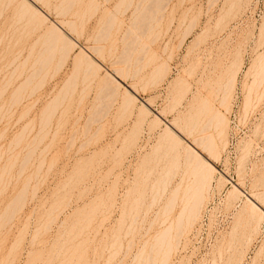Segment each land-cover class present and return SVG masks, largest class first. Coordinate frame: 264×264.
Wrapping results in <instances>:
<instances>
[{
  "label": "rangeland",
  "instance_id": "obj_1",
  "mask_svg": "<svg viewBox=\"0 0 264 264\" xmlns=\"http://www.w3.org/2000/svg\"><path fill=\"white\" fill-rule=\"evenodd\" d=\"M17 1L11 4L7 0H0V95L3 91L0 96V109H3L0 113V264H138L134 263L137 261L134 258L143 243L159 230L156 224L148 231V221L154 219L153 215L158 209V206L149 209L152 185L155 179H161L165 169L171 165L169 163H173L170 157L177 152L171 153L169 143L162 142L166 135L163 130L167 123L176 121L180 124L177 120L186 115L189 105L202 93L216 107L213 106L214 109L227 117L223 138L225 145L223 148L219 146L220 156L215 158L216 161L207 151L202 154L210 159L217 172L199 217L183 234L180 244H176L168 264H264V220L258 231H254L257 215L249 213L246 200V197H250L264 211V81L261 80L262 73L257 70L259 62L256 58L264 55V0H169L162 20L142 18V23L134 19L137 0H132L135 3H131V7L128 5L129 9H126L127 4L119 5L122 0H75L78 4L74 7L73 1L74 8L70 12L68 9L71 5L68 3L72 0L61 8L62 4L57 5L58 1L63 0H43L49 3L48 7L43 1ZM32 1L50 16L49 22L41 24L42 28L38 25L41 18L35 16L39 20L35 23L33 20L36 19L30 13ZM18 4H26L30 10L24 11L23 6L18 7ZM54 6L63 14L68 10V15H57L58 10L54 11ZM19 8L25 20L23 16L19 18ZM26 12L33 15L28 20L34 22L35 28L38 25L37 29L26 20ZM62 21L69 25L71 21L75 23L76 36L70 33L72 27L66 23L70 31ZM58 23L64 26L66 32L70 31L68 33L78 41L80 47L92 55L97 52L93 58L95 56L94 60L102 64V69L97 71V75L89 73V77L88 72L85 73L86 66L77 65L72 59L81 53L79 48L70 52L66 63L61 60L65 63L63 67L59 65L61 61L58 62L61 58L59 53H53L55 59L49 64L50 69L44 70L45 78L43 72L40 75L43 81L40 78L33 80L26 92L21 93V101H17L18 97L15 99L13 92L25 82L31 67L33 70L37 66H33L32 62L38 59L35 58L39 56L36 53L38 49H44L39 40L48 32L50 34L53 24ZM108 26L112 29H106ZM192 27L194 29L188 35L187 29ZM134 28L138 32L139 29L141 32L145 30L144 34L140 32L132 36L127 30ZM134 37H139L134 42L135 46L141 41L137 49L130 45ZM32 45L36 47L32 49ZM128 46L134 48V51L130 50L131 53L136 51L132 55L137 62H132L135 61L133 57L130 60L134 65L121 64V60L126 59L123 50H129ZM96 47H100V53L95 52ZM29 54L35 55L34 61ZM117 56L123 59L118 57L121 59L119 61ZM138 57L142 61L137 60ZM29 62L32 66H29ZM138 62L142 68L145 64V68H139L136 77L133 73L139 67ZM21 63L23 67L19 65ZM58 65L62 67L60 70ZM123 65L132 68L127 70V75L123 72L124 83H121L122 87L119 86L120 95L117 93V97L111 100L107 93L112 92H106L103 88V78H106V72L113 73L121 68L125 70ZM161 66L163 73H153ZM234 72L236 78L227 111L220 105L223 94L220 88L223 84L219 83H225L226 78L228 80L232 75L234 77ZM257 73H261V87L255 80H259ZM19 74L22 76L19 77ZM253 74H257L256 77ZM11 75L13 77L10 78ZM75 75L77 78L73 79ZM68 80L76 81L75 89L69 90V93L65 85L73 84V81ZM10 81L11 84H8ZM252 82L254 85L257 83L258 88ZM250 85L253 89L248 88ZM128 86L133 87V92H130L137 99L134 100L135 104L132 102L129 105L132 107L124 108L125 99L121 96L123 93L126 96ZM247 88L251 90L246 91ZM64 90L67 95L63 93ZM247 92H251L248 93L250 100L255 101L262 94V100H251L249 110L244 106ZM57 96H65V100L62 97L63 104L58 105L60 108L56 109L54 115H45L47 106L59 99ZM129 96L131 99L132 96ZM15 102L21 103L14 105ZM141 102L147 110L144 106L140 109L143 105ZM139 112L145 116H139ZM47 115L53 117L48 120ZM157 118L161 120L159 124ZM155 119L156 126H153ZM174 131L176 134L180 132L177 128ZM240 151L244 153L240 154ZM245 151L249 152L248 155ZM221 179L224 184L218 182ZM233 185L240 189L243 196L238 194L239 197L235 199L228 195ZM142 193H145L144 196ZM13 202L17 207L15 205L11 209ZM161 205L163 203L159 211ZM7 209L9 213L15 210L11 220ZM138 212L139 220L131 226ZM146 212H149L146 221L141 223ZM176 212H179V207L173 216L177 215ZM3 224L7 225L3 227ZM58 253L59 256H56Z\"/></svg>",
  "mask_w": 264,
  "mask_h": 264
},
{
  "label": "bare ground",
  "instance_id": "obj_2",
  "mask_svg": "<svg viewBox=\"0 0 264 264\" xmlns=\"http://www.w3.org/2000/svg\"><path fill=\"white\" fill-rule=\"evenodd\" d=\"M7 1H9V3H11L12 4V2H16V0L15 1H13V0H7ZM19 1V0H18ZM18 1H17V3H18ZM37 1H40V3H41V1H43V0H37ZM45 1V0H44ZM43 1V2H44ZM64 1V3H62ZM63 1H60V3H59V1H58V5H57V7H59V5L60 4H62V5H60V8L61 7H63V5L65 4L66 5V2H69L68 0L66 1V0H63ZM74 1V2H73ZM184 1V0H183ZM182 1V2H183ZM217 1V0H216ZM240 1V0H239ZM26 2V4H28L29 3V1H28V3H27V1H25ZM34 2H35V0H34ZM33 1H32V6H31V10H30V8L28 9V5H26L25 4V6H24V4L22 5L23 6V10L24 11H28V10H30L31 12V14L33 13V15H34V17H32L31 15H30V13H28V12H26L25 13V16L27 17V15L26 14H28V17H27V19L26 20H28V18L30 19V16L34 19H36V17L35 16H39L40 18H41V22H39V20L38 19H36V20H33V21H35V23H36V21L37 22H39L40 24H38L39 25V28H42L41 27V24L44 22L45 23V21L47 22L49 19H48V17H50V16H48L47 14L48 13H45L41 8H39L38 7V5H36L35 3H34ZM75 4V5H73V3ZM78 1H76L75 2V0H72L70 3H68V5H71L70 6V8H71V10H70V8H69V6L67 5V7L69 8L68 10H69V12L70 11H72V7L74 6H76L78 3H77ZM80 2V1H79ZM126 0H122V2H120L119 1V5L121 4V5H125V4H127L126 5V7L128 6V7H131V3H135L134 5H136V7L134 6V19H138L139 20V22H141L142 20H140V19H142L143 18V20H152V19H157L158 21H159V19L160 20H162L163 18L162 17H164L163 15H164V13H165V11H166V8L168 7V5H167V3H169V0H137V1H132L131 0V2H130V0L128 1V3L126 2ZM176 2V1H175ZM182 2H180L181 4H182ZM214 2V1H213ZM8 3V4H9ZM22 3H23V1H22ZM44 3H46V2H44ZM43 3V4H44ZM77 3V4H76ZM210 3H211V1H210ZM49 3H46V4H44V5H46L47 7L48 6H50V5H48ZM92 4V3H91ZM94 4H95V2H94ZM73 5V6H72ZM118 5V6H119ZM123 5V6H124ZM133 5V4H132ZM18 7H22V6H19V4L17 5ZM45 6V7H46ZM97 6V5H96ZM122 6V7H123ZM66 7V8H67ZM73 7V8H74ZM92 7V6H91ZM95 7V6H94ZM126 8V9H129V8ZM24 8H26V9H24ZM32 8H33V11H32ZM66 8H64L65 10H67ZM97 8V7H96ZM119 8L121 9V7L119 6ZM125 8V7H124ZM55 9H56V11L58 10L57 8H55V6H54V11H55ZM53 10V9H52ZM61 11H62V9H60ZM67 10V11H68ZM17 11L19 12V14L21 15V17H20V15H19V18H22V16H23V11H21V8H19V10L17 9ZM67 11H66V15H68V13H67ZM172 11V10H171ZM50 13V12H49ZM58 13H60V14H63V12L61 13V12H59V10H58V12H57V15H60V14H58ZM132 13V12H131ZM65 14H63V15H65ZM169 14V13H168ZM171 14V13H170ZM63 15H61L62 17H64ZM69 15H71V14H69ZM113 15H115V14H113ZM73 16H75V15H73ZM112 16V15H111ZM110 16V17H111ZM117 17V16H116ZM109 18V17H108ZM113 18V17H112ZM131 18V17H130ZM133 18V17H132ZM23 19L25 20V17L23 16ZM197 20V19H196ZM20 21V20H19ZM21 21H23L22 19H21ZM29 21V20H28ZM32 21V20H31ZM31 21H29V23L30 24H33L34 22L32 21V23H31ZM49 22V21H48ZM63 22V21H62ZM61 22V23H62ZM150 22V21H149ZM28 23V22H27ZM64 24H66V23H68V22H63ZM62 23V24H63ZM71 23V25H69V23H68V25L70 26V27H72L71 28V30H72V32H70L71 30L69 29L70 27L69 26H67V24L65 25V28L67 27V29H69L70 31H68V32H70L71 33V35H72V33L73 34H75L76 33V28H75V23H73L72 21L70 22ZM111 23H113V22H111ZM142 23V22H141ZM145 23V22H144ZM195 23V22H194ZM59 24V23H58ZM61 24V25H62ZM63 24V25H64ZM82 24V23H81ZM34 25V28H35V24H33ZM38 25H36V28L35 29H37L38 27ZM44 25V24H43ZM50 25H52V24H50ZM60 26V24L59 25H55V24H53V28L51 27V30H50V34H49V32H48V29H47V32H48V34L47 35H49V36H47V35H45V37H47V40H44V38L42 37L41 38V40H39V41H41V44H43V45H40V46H43L44 47V49H42V47H41V49H38L39 51L41 50V52H39L38 50H35V51H38V52H36V53H39V56L37 57H35L37 60H36V62H32V65H33V63H34V65L33 66H36V64H37V66L39 65V68L36 66V67H33V70H34V68H37V69H35L34 70V72H32L31 73V71H33L32 70V67H31V71L28 73V74H30L27 78H25L24 80H25V82H23V84H21V86H20V88L17 90V91H15V93L13 92V95L15 96V99H16V97H18V99H16L17 101L19 100V101H21V98H20V96H22V92H26V88H29L30 87V85H32L33 83L32 82H34L33 80H36L37 78H40L42 81H43V79L45 78V73H44V70L46 71V69L48 68V67H51V65H49V64H52L51 63V61L52 62H54L52 59H55L54 58V55L56 54V52L57 53H59V55H60V57L61 58H64V59H61L60 57V59L58 60V62L59 61H61V60H63V61H65V63H66V61H68L69 59V56H70V52L72 53V51L74 50V49H76V48H79L80 50H81V53L79 54H77V55H75L74 56V58H72V59H74V61H75V64L77 63V65H84V66H86V67H84V69L86 68V72L85 73H87L88 72V75H89V77H91V75L90 74H93V75H95V73H96V75L98 74L97 73V71H99L100 69H102V64L100 65V64H98L95 60H97V59H95L94 60V58H95V56H94V58H93V55L94 54H96L97 52H96V50L100 53V47H96L97 49H94L95 50V52L96 53H94L91 49V51H92V53H94L93 55L91 54V52L89 51H86L84 48H82V46L80 47L79 46V44H78V41H76L75 39H73L72 37H71V35H70V33H68V32H66V29L64 30L63 29V27L64 26ZM79 25V24H78ZM113 25V24H112ZM111 25V26H112ZM131 25V24H130ZM109 27L108 26V28H106V29H108V30H110V29H112V27ZM194 26V25H193ZM69 27V28H68ZM133 27V26H132ZM190 27V26H189ZM110 28V29H109ZM114 28V27H113ZM141 28V27H140ZM147 29V27H144V29ZM105 29V30H106ZM137 29H138V27H137ZM136 29V30H137ZM194 29V27H192V28H189V29H187V34L189 35L191 32H192V30ZM34 30V29H33ZM104 30V33L106 32ZM108 30H107V32H108ZM130 30H132V31H130ZM135 30V28L134 29H129V30H127L129 33H131L132 34V36H136V34L138 35L141 31H140V29H139V32L138 31H134ZM65 31V32H64ZM78 31V30H77ZM145 31V30H144ZM143 31V32H144ZM75 32V33H74ZM111 32V31H110ZM127 32V33H128ZM136 32V33H135ZM138 32V33H137ZM143 32H141V33H143ZM148 32V31H147ZM79 33V32H78ZM134 33V34H133ZM46 34V33H45ZM103 34V33H102ZM130 34V35H131ZM144 34V33H143ZM142 34V35H143ZM187 34H186V36H187ZM129 35V34H128ZM129 35V36H130ZM141 35V34H140ZM202 35V34H201ZM75 36H76V34H75ZM79 37V36H78ZM105 37V35L104 36H102V38H101V40L103 39ZM128 37V36H127ZM106 38H108L107 37V35H106ZM139 38V37H138ZM138 38H136L135 39V37H134V41H132L131 43H130V45H134L135 46V44H134V42H137V40H139ZM199 38V37H198ZM44 40V42L46 43H44L43 42V40ZM46 39V38H45ZM130 39V38H129ZM140 39H142V38H140ZM197 39V38H196ZM195 39V40H196ZM100 40V39H99ZM105 40V39H104ZM128 40V39H127ZM131 40H133V37H132V39H130V41ZM125 41V40H124ZM128 42H129V40H128ZM127 42V43H128ZM140 42L141 41H139V44H140ZM197 43V42H196ZM195 43V44H196ZM36 44V43H35ZM138 44V45H139ZM263 44V43H262ZM45 45V46H44ZM127 45H129V43L127 44ZM129 45V46H130ZM137 45V44H136ZM137 45V46H138ZM146 45V44H145ZM144 45V48L146 47ZM197 45H198V43H197ZM33 46V45H32ZM31 46V48L32 49H34V47H36L35 45L32 47ZM126 46V45H125ZM128 46V47H129ZM137 46H135L134 48H136L137 49ZM141 48H143V44L141 43ZM132 47V46H131ZM131 47H129L130 49L128 50L127 48H125L126 50H123L125 53H126V51L128 52V53H121L123 56H125V61H123V60H121V59H123L121 56L119 57V56H117V59H119V58H121V59H119V61L121 60V64H122V62L123 63H126V64H133L134 62H137L135 59H134V54L136 53V51L135 52H132L133 53V55H132V53H131V51L130 50H133L134 51V48H132L131 49ZM140 47V46H139ZM147 48V47H146ZM102 49H103V47H102ZM135 49V50H136ZM31 50V49H30ZM100 50V51H99ZM140 50V49H139ZM145 50V49H144ZM147 50V49H146ZM122 51V50H121ZM122 51V52H123ZM129 51H130V53H129ZM143 51V50H142ZM148 51V50H147ZM30 52V51H29ZM140 52V51H139ZM144 52H146V51H144ZM31 54L33 53V50L30 52ZM53 53H55L54 55H53ZM62 53V54H61ZM142 53V52H141ZM146 53H148V52H146ZM31 54H29V56L31 57H27L28 59L30 58V59H32L33 58V61L35 60L34 59V56H31ZM35 54V53H34ZM119 54V53H118ZM264 54V53H263ZM63 55V56H62ZM155 55V54H154ZM260 55H261V53H260ZM51 56L53 57V58H51ZM113 56V55H112ZM139 56V55H138ZM55 57H57V56H55ZM115 57V56H114ZM119 57V58H118ZM133 57V59L135 60V61H132V62H130V60H131V58ZM137 57V56H136ZM135 57V58H136ZM27 58H25V60L27 59ZM111 58H113V57H111ZM139 58V57H138ZM154 58V57H153ZM257 58V62H259L258 64H259V67L262 65H264V55L262 56V57H256ZM258 58H259V61H258ZM68 59V60H67ZM117 59H116V61H117ZM132 59V60H133ZM145 59V56L143 57V60ZM137 60H141L140 58L139 59H137ZM30 61V60H29ZM118 61V62H119ZM142 61V60H141ZM154 61H155V59H154ZM256 61V60H255ZM24 62V61H23ZM26 63H28L27 62V60L25 61ZM24 62V63H25ZM24 63H23V65H24ZM60 63V62H59ZM58 63V64H59ZM65 63H63L62 61H61V64H59V65H62V67H63V64H65ZM15 64V63H14ZM30 64V65H29ZM29 66H32L31 65V63L29 62ZM120 64V65H121ZM142 64V63H141ZM254 64H256V63H254ZM257 64V65H258ZM261 64V65H260ZM19 65H21L22 66V63L21 64H19ZM18 65V66H19ZM26 65V64H25ZM59 65H58V70H60V68H62L61 66L59 67ZM77 65H75V66H77ZM115 65V64H114ZM117 65H119V64H117ZM134 65V64H133ZM132 65V66H133ZM138 65H139V67L137 68V70H135L136 72H134L133 73V75H135L136 77H138V73H139V68H142V67H140V66H142V65H140L139 64V62H138ZM138 65H136V66H138ZM144 65V68H145V64H143ZM165 65V64H164ZM163 65V67H166V66H164ZM17 66V67H18ZM28 66V67H29ZM124 66V65H123ZM126 66V65H125ZM124 66V69L125 70H123V68H121V69H116L113 73L110 71V72H106V70H105V72L107 73L106 75V78L104 77L103 79H104V81H105V79H106V81L104 82V81H102V86H103V88L104 89H106L105 91L107 92V90L108 91H110V92H112L111 94L110 93H107V94H109L110 96H111V100H114L115 98L114 97H117V95L119 94L120 95V93H118L119 92V90L121 89V88H119V86L121 85V83L123 82L122 81V79L124 78L123 76H124V74H126L127 75V73H129L128 71H130V70H128L129 68L126 66L125 67ZM253 66V65H252ZM23 67V66H22ZM25 67H27V66H25ZM134 67V66H133ZM258 67V66H257ZM259 67H258V69L257 70H259L258 72H261L262 73V76L263 77H261V73H257L258 74V77L257 78H259V77H261L262 79V81H264L263 80V78H264V66H263V68L260 70L259 69ZM76 68V67H75ZM83 68V67H82ZM132 68V67H131ZM130 68V69H131ZM136 68V67H135ZM144 68H142V70L144 69ZM155 67H153V69H154ZM157 68V67H156ZM155 68V69H156ZM160 68H162V66L161 67H159V69L157 68L156 70H154V72L153 73H155V71H156V73L158 74V73H160V72H164V70H162V69H160ZM252 68V67H251ZM16 69V68H15ZM18 69H19V67H18ZM29 69H27V71H29ZM50 68H48V70H49ZM164 69H166L167 70V68H164ZM255 69H256V67H255ZM47 70V71H48ZM128 70V71H127ZM139 70V71H138ZM257 70H256V72H257ZM18 71V70H17ZM26 70H25V74H26V72H27ZM108 71V70H107ZM113 71V70H112ZM132 71H134L133 69H132ZM238 72H239V70H237ZM42 72H43V74H42ZM123 72H124V74H123ZM126 72V73H125ZM162 72V73H163ZM237 72V73H238ZM12 73L13 74H15L13 71H12ZM90 73V74H89ZM137 73V74H136ZM155 73V74H156ZM11 74V73H10ZM17 74V73H16ZM24 74V75H25ZM44 75L43 76V79H42V77L40 76V75ZM131 74H132V72H131ZM131 74H128V75H131ZM154 74V75H155ZM156 74V75H157ZM161 74V73H160ZM159 74V75H160ZM236 73L234 72V75H235ZM256 74V75H257ZM22 75H23V73H22ZM22 75H18L19 77H21ZM87 75V74H86ZM85 75V76H86ZM92 75V76H93ZM125 75V77H127ZM256 75L254 76V74H253V76L254 77H256ZM260 75V76H259ZM15 76V75H14ZM40 76V77H39ZM77 75H75L74 76V78L73 79H75V78H77L76 77ZM162 76H164V75H161V77ZM227 76V75H226ZM231 76V75H230ZM233 76V75H232ZM230 77V78H228V80H227V78H226V82L225 83H219L220 85L221 84H223V85H221L220 87V92H221V90L223 91V94L221 95L222 96V98H221V100H220V105H221V107L223 106V107H225V110H227V111H229L228 109V106H230L229 105V103H230V98H229V95L231 94L230 92H232L231 90H232V88L234 87V83H235V78H236V75L234 76V77ZM11 77H13L12 75L10 76V78ZM19 77H17V78H19ZM25 77H26V75H25ZM94 78L96 77V76H93ZM156 77V76H155ZM154 77V78H155ZM207 77V76H206ZM209 78H210V76H208ZM207 77V78H208ZM86 78H87V76H86ZM93 78V79H94ZM99 78V77H98ZM131 78V77H130ZM158 78H160V77H158ZM202 78V77H201ZM200 78V79H201ZM14 79H15V77H14ZM88 79V78H87ZM91 79V78H90ZM102 79V80H103ZM134 79V78H133ZM164 79V78H163ZM212 79V78H211ZM12 80V79H11ZM23 80V81H24ZM77 80V79H76ZM156 80V79H155ZM225 80V79H224ZM256 80V82H258V84L260 83L261 84V82H259L260 81V78H259V80H257V79H255ZM42 81H39V83H41ZM73 81V80H72ZM72 81H69L68 80V82H72ZM101 81V80H100ZM202 82H203V80H201ZM200 81V82H201ZM207 81H209V80H207ZM76 82V81H75ZM74 81H73V84H71V83H66L67 85L68 84H70V85H65V89H67L68 90V93H69V90L71 91V90H73V88L74 87H76V86H74V85H76V84H74L75 83ZM199 82V81H198ZM201 82V83H202ZM253 82H255V81H253ZM253 82H252V85H254L253 84ZM124 83V82H123ZM207 83V82H206ZM262 83H264V82H262ZM8 84H11V81H10V83H8ZM204 84V83H203ZM213 83H211L210 85H212ZM257 84V83H256ZM255 84V85H256ZM258 84H257V88H258ZM260 84H259V86H260ZM39 85V84H38ZM198 85V84H197ZM204 85H206V84H204ZM204 85H202V87H204ZM209 85V84H208ZM245 85V84H244ZM254 85V86H255ZM7 86H9V85H7ZM29 86V87H28ZM120 87H122V85L120 86ZM198 87V86H197ZM201 87V88H202ZM210 87H212V86H208V88H210ZM215 87V86H214ZM251 88V85L250 86H248V88ZM261 87V86H260ZM264 87V86H263ZM34 88H36V86L34 87ZM102 88V87H101ZM125 88V87H124ZM127 88H129V90L128 89H126L127 91H126V93H125V95L126 96H123L124 95V93H123V95L121 96V98H123L124 97V102H123V105H122V107H126V108H130V107H132V106H129V105H132L131 103L132 102H134V104H135V101L134 100H136L137 99V97H135V95L134 94H132V89L131 88H133V87H127ZM247 88V90L246 91H248L249 89ZM255 88H256V86H255ZM6 89V88H5ZM33 89V88H32ZM75 89V88H74ZM134 89H135V87H134ZM189 88H187V90H188ZM218 89V91H219V87L217 88ZM251 89H253V86H252V88ZM250 89V90H251ZM264 89V88H263ZM23 90V91H22ZM25 90V91H24ZM34 90V89H33ZM130 90L132 91V92H130ZM211 90V89H210ZM214 90V89H213ZM249 90V91H250ZM65 92H63L65 95H67V91L66 90H64ZM104 91V90H103ZM198 91V90H197ZM208 91V90H207ZM136 92V91H135ZM2 93H3V91H2ZM1 93V95H3ZM118 93V94H117ZM213 93V92H212ZM251 94V92H247V98H246V100H245V108H247L248 110L250 109V107H249V105L250 104H252V101L251 100H253L252 98H251V100H250V97L251 96H249V94ZM261 93V92H260ZM263 94H264V92H262ZM131 95V96H129V97H131V99L130 98H128V95ZM198 94V93H197ZM203 94V93H202ZM202 94L201 95H199V97H198V99L197 100H193V102L189 105V107H188V109H187V112H186V115H184L183 114V118L181 117V118H179L177 121H179L180 122V124H177V122L175 121V122H173V123H167L166 124V129L165 130H163V131H166V135L164 136V138H163V143H164V141H167L168 143H169V149H170V151H171V153H173V152H175V151H177L176 152V154L175 155H173L172 157H170V154L168 155V153H166V155L167 156H169L171 159H173V163H172V161H171V163H169V164H171L167 169H165V171H164V174L163 175H159V174H161V172L158 174L160 177H161V179H159V177H158V179H157V181H156V179L154 180L155 182L153 183V185H152V188H151V190H153L152 192H153V194H152V198H151V204L149 205V209H152V208H155L156 206H158V209H157V213H155V216L153 215V217H154V219L153 220H150V221H148L149 222V229H148V231H150L152 228H153V226L154 225H158L159 226V230H155L156 232H155V234L150 238V239H146V241L144 242L145 243V245H144V243H143V247H141V250L138 252V254L135 256V258L134 259H136L137 261H134V263H138V264H140V263H142V262H147L146 264H168V262L170 261V257H171V254L176 250L175 248H176V244L178 245V243L180 244V239L183 237V234L186 232V231H188V230H190V228L193 226V224H194V222L197 220V218L199 217V215H200V210H201V207H203V205L202 204H204V201H205V199H206V196L208 195L207 194V192H209V190L211 189V186H212V181H213V177H214V174L217 172V170H216V168L210 163V159L209 158H205V157H203V152H208V153H210V157L214 160V161H216V159H217V157L219 158V156L220 155H218V153L220 152V151H218V148H219V146H222L221 148H223L224 147V145H225V143H224V141H223V138H224V134H225V130H226V125L228 124H226V118L227 117H225L226 115L225 114H222L221 112H219V111H217L216 109H214V105L211 103V101L210 100H208L207 98H205V97H203L202 96ZM219 94V93H218ZM217 94V95H218ZM0 95V96H1ZM69 95V94H68ZM108 95V96H109ZM208 95H210V94H208ZM261 96H258L259 97V99L257 100V101H255V99L253 100L254 102H258L260 99L262 100V94H260ZM249 96V97H248ZM257 96V95H256ZM59 96H57L56 98H58ZM63 98L65 97V96H62ZM62 97H59V99H61L60 101H59V99H57V101H55V102H51L52 103V105L50 104L49 105V107L47 106V108L45 109L46 111V113L44 112V114L46 115V114H52V115H54L53 113H56L55 111H56V109L59 107V106H61V104H63L61 101H63V98ZM112 97L114 98V99H112ZM211 97V96H210ZM261 97V98H260ZM56 98H55V100H56ZM120 98V99H121ZM132 98H134L133 99V101H132ZM217 98V97H216ZM215 98V99H216ZM15 99H14V101H15ZM183 99H185V98H183ZM64 100H65V98H64ZM229 100V101H228ZM140 101V100H139ZM144 101V100H143ZM61 102V103H60ZM182 102V101H181ZM261 102V101H260ZM18 103H21V102H18ZM18 103H13L14 105L15 104H17L18 105ZM122 103V102H121ZM142 103V102H141ZM12 104V105H13ZM143 104V103H142ZM179 104V103H178ZM257 104V103H256ZM59 105V106H58ZM148 105V104H147ZM145 107V105L143 104L141 107H140V109H142V107ZM149 106V105H148ZM214 106V107H213ZM256 106V105H255ZM2 107V106H1ZM0 107V108H1ZM124 107V108H125ZM249 107V108H248ZM60 108V107H59ZM58 108V109H59ZM146 108V107H145ZM144 108V109H145ZM216 108V107H215ZM244 108V109H245ZM252 108H254V107H252ZM123 109V108H122ZM139 109V110H140ZM150 109V108H149ZM1 110H3V109H0V113H1ZM126 110H128V109H126ZM146 110H147V108H146ZM146 110H143V112H145ZM246 110V109H245ZM247 110V111H248ZM149 111V110H148ZM246 112V111H245ZM140 113L141 112H139V116H145V115H140ZM146 113H148L149 114V112H147L146 111ZM146 113H144V114H146ZM227 113V112H226ZM247 113V112H246ZM52 115H50L51 117H49V115H47L49 118H48V120L50 119V118H52L53 116ZM225 115V116H224ZM158 119V121H157V123L159 122H161V120L159 121V118H157ZM47 120V121H48ZM176 120V119H175ZM158 123V124H159ZM48 124H49V121H48ZM153 124H155V125H153V126H156V119H155V122H153ZM157 124V126H159ZM164 124V123H163ZM45 125H47V122H46V124ZM45 125H44V127H45ZM161 125V124H160ZM165 125V124H164ZM28 126V125H27ZM43 127V128H44ZM176 128L177 129H179V131L182 133H180V132H178L177 131V134L175 133V131L174 130H176ZM45 129V128H44ZM44 129H42V130H44ZM163 133H165V132H163ZM179 133V134H178ZM175 134V135H174ZM162 136V137H163ZM175 136V137H174ZM161 137V138H162ZM189 139H191V141H188ZM166 142V143H167ZM161 143V142H160ZM168 143L166 144L167 146H168ZM222 143H224V144H222ZM244 146H245V144H243ZM183 147V148H182ZM240 147V146H239ZM182 148V149H181ZM241 148H242V146H241ZM158 149V148H157ZM159 149H160V147H159ZM167 150H168V148H167ZM201 150V151H200ZM244 150V149H243ZM245 150H247V151H250V149H246L245 148ZM158 151V150H157ZM156 151V152H157ZM247 151H245L246 152V154L248 155V153L249 152H247ZM206 152V153H207ZM170 153V152H169ZM243 153H244V151H243ZM243 153H241V151H240V154H243ZM213 154H215V156H213ZM165 155V156H166ZM245 155V154H244ZM244 155H242V157H245ZM216 158V159H215ZM166 159L168 160V157H166ZM17 160V159H16ZM28 160H30L29 158H28ZM170 160V159H169ZM181 160H183L182 162L183 163H181ZM242 160H243V158H242ZM167 163H168V161H167ZM182 164V165H181ZM13 165H14V163L12 164V167H13ZM165 166H166V164H165ZM167 167V166H166ZM5 170H6V168H4ZM161 169H163V168H161ZM5 170H3V172L5 171ZM1 177V176H0ZM221 177V176H220ZM225 180V179H224ZM222 179L219 181L218 180V182H221L222 183ZM227 181V180H226ZM0 182H1V179H0ZM221 183H220V185H221ZM225 183V182H224ZM224 183H222V184H224ZM218 184V183H217ZM233 188H232V190L230 191V193L228 194L231 198H237V197H239V196H237L238 194L239 195H242L243 196V193L240 191V189L237 187V186H235V185H233L232 186ZM145 194V193H144ZM144 194L142 193V195L144 196ZM207 194V195H206ZM237 196V197H236ZM254 196V195H253ZM208 197V196H207ZM256 197V196H255ZM260 198V197H259ZM138 199H140V198H138ZM208 199V198H207ZM251 198L250 197H246V200H247V202L249 203V205H248V210H249V213L251 214V215H257V222L255 223V226H254V231H258V228H260L259 226H260V223H261V221H263L264 220V211L262 210V209H260V208H262L260 205H258V206H260V208L256 205V203L257 202H255L254 203V201L252 202L251 200H250ZM261 199V198H260ZM18 200V199H17ZM228 200H229V198H228ZM234 200V199H233ZM261 201H262V199H261ZM230 202H232L231 200H230ZM259 202V201H258ZM14 203V204H13ZM11 205H9V206H11L10 208L12 209V208H14V206L16 205L15 204V202H13ZM161 203H163V205H161L162 206V209H161V211H159V209L161 208H159V206H160V204ZM247 203V204H248ZM137 204H138V202H137ZM142 205V204H141ZM8 206V207H9ZM246 206V205H245ZM15 207H17V205L15 206ZM139 206H137L136 207V209L138 208ZM177 207H179V212L177 213V215H175V216H173V212L174 211H176V208ZM244 207V206H243ZM16 209V208H15ZM141 209V208H140ZM243 210L245 209V208H242ZM14 210V209H13ZM13 210H12V213L10 212L9 213V211H8V209H7V211H8V217L10 218H8L9 220H11L12 219V216L14 217V213L15 212H13ZM7 211H5L6 213H7ZM15 211V210H14ZM140 211V210H139ZM5 212H4V215H5ZM18 212V211H17ZM241 212H242V210H241ZM240 212V213H241ZM245 213V212H244ZM148 214H149V212H146V213H144L143 215H145L144 217H143V219H142V221L140 220V222L141 223H144L145 221H146V218H147V216H148ZM7 215V214H6ZM16 215V214H15ZM241 215H243V214H241ZM249 215V214H248ZM2 217V216H1ZM6 217V216H5ZM139 217H140V212H138L137 213V215L134 217V219H133V223L132 224H130L131 226L133 225V224H136L137 223V221L139 220ZM152 217V218H153ZM3 218V217H2ZM256 218V217H255ZM6 219H7V217H6ZM5 219V220H6ZM68 219V218H67ZM238 219H239V217H238ZM2 220H4V219H2ZM4 220V221H5ZM149 220V219H148ZM55 221V220H54ZM65 221V220H64ZM64 221H62L61 223L63 224V222ZM253 221V220H252ZM6 222H8V220L6 221ZM90 222V221H89ZM140 222H138V223H140ZM253 222H255V221H253ZM10 223V222H9ZM60 223V224H61ZM140 223V224H141ZM1 224H2V221H1ZM60 224H59V226H60ZM90 224V223H89ZM251 224V223H250ZM7 225V224H6ZM6 225H4L3 224V227L4 226H6ZM88 226V225H87ZM12 227V226H11ZM82 227H84V225L82 226ZM131 228V227H130ZM250 228H251V226H250ZM79 229V228H78ZM84 229V228H83ZM11 230V229H10ZM65 231V230H64ZM70 231V230H69ZM74 231V230H73ZM78 231V230H77ZM77 231H75V232H77ZM82 231V230H81ZM71 232V231H70ZM66 233V232H65ZM255 233V232H254ZM63 235V234H62ZM80 235H82V234H80ZM66 236H68V235H66ZM76 237V236H75ZM69 238V237H68ZM67 239V238H66ZM75 239V238H74ZM34 240H35V238H34ZM57 241V240H56ZM67 242V241H66ZM72 242V241H71ZM67 244V243H66ZM76 244V243H75ZM150 244V245H149ZM60 245V244H59ZM147 245H149L148 247H147ZM64 245H62V247H63ZM58 248H60V247H58ZM74 248V247H73ZM178 248V247H177ZM60 250H61V248H60ZM84 251V250H83ZM63 252V254H64V251H62ZM61 253V252H60ZM61 255V254H60ZM73 255H74V253H73ZM56 256H59V253H58V255H56ZM62 257V256H61ZM142 260V262H140ZM64 261H65V259H64ZM50 263V262H49ZM82 264V263H81Z\"/></svg>",
  "mask_w": 264,
  "mask_h": 264
}]
</instances>
